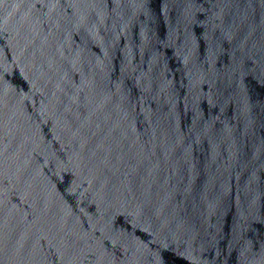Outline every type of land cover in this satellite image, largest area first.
Masks as SVG:
<instances>
[{
  "label": "water",
  "instance_id": "95a60500",
  "mask_svg": "<svg viewBox=\"0 0 264 264\" xmlns=\"http://www.w3.org/2000/svg\"><path fill=\"white\" fill-rule=\"evenodd\" d=\"M0 264H264V0H0Z\"/></svg>",
  "mask_w": 264,
  "mask_h": 264
}]
</instances>
